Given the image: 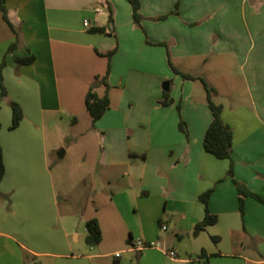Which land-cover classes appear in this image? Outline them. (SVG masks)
Wrapping results in <instances>:
<instances>
[{
    "label": "crops",
    "instance_id": "1",
    "mask_svg": "<svg viewBox=\"0 0 264 264\" xmlns=\"http://www.w3.org/2000/svg\"><path fill=\"white\" fill-rule=\"evenodd\" d=\"M138 2L142 20L135 25L125 0H4L19 34L14 50L0 53L2 83L7 101L20 106L23 118L9 130L8 102L0 104V196L20 211L27 242L1 230L0 239L13 240L33 264H143L168 251L178 264H217L223 257L264 264V0ZM96 27H107L109 35L88 33ZM115 46L107 76L110 107L89 128L101 147L96 162L103 168L89 173L93 208L81 216L63 215L47 146V132L58 125L66 97L55 54L68 48L106 53ZM26 55L34 62L17 66L14 59ZM225 57L238 63L249 95L248 106L215 103L232 132V177L228 160L203 150L212 115L194 67L210 59L218 65ZM164 81L173 100L169 106L160 105ZM97 177L104 183L99 190ZM232 179L262 203L246 198L240 214ZM210 189L207 207L216 223L194 234L204 218L198 196ZM91 218L101 231L97 246L85 243ZM54 224L57 232L51 231ZM138 239L158 248L131 250Z\"/></svg>",
    "mask_w": 264,
    "mask_h": 264
},
{
    "label": "rangeland",
    "instance_id": "2",
    "mask_svg": "<svg viewBox=\"0 0 264 264\" xmlns=\"http://www.w3.org/2000/svg\"><path fill=\"white\" fill-rule=\"evenodd\" d=\"M18 34V27L14 26L12 30L0 19V53H7L8 47L15 42ZM107 35L109 34L104 35V37H107ZM94 55L85 54L73 48L65 49L61 54H55L59 87L62 94L66 95V97L63 99L64 107L62 108L64 112L56 116L58 125L47 132V146L55 191L58 194V203L63 215L67 214L64 212H75L77 216H81L92 210L93 207L90 203L91 184H89L91 177L89 173L92 174L93 171L100 173L103 170L96 162L97 153L101 151V147L89 129L91 119L83 103L84 94L89 87H94V92L98 96H103L104 94V87L100 80L105 74L107 60ZM223 60L218 65L213 59H210L205 65L197 62L194 65L196 67V76L199 79L200 77L201 79L203 78L202 80L207 86L216 91L211 97L214 103H220L224 107L248 106L247 85L243 80L238 63L231 57H225ZM166 82L168 83V81L161 83L160 87L162 90L163 84ZM196 85L203 93L204 90L199 80H196ZM2 102L3 106L7 104L5 100ZM73 120L76 121V125ZM78 136H80L79 140ZM95 183L98 190L104 186L99 177L95 178ZM101 196L102 194L98 196V199ZM0 202L4 203L2 208H0V225L2 223L0 230L6 235L20 238L21 242L26 243V236L22 232L23 220L19 217L20 211L18 209L14 210L4 200H0ZM58 230L57 224L52 225L51 231L57 232ZM82 242L83 239L81 238L80 243ZM238 261L233 258L223 257L217 259V264H238ZM39 262L37 260V263ZM33 263L32 258L22 252L13 240L1 237L0 264ZM57 263L78 264L80 262L60 260ZM47 264H53V261L51 260ZM136 264L139 263L137 262ZM143 264L178 263L171 261L163 254H158L151 257L149 261L144 260Z\"/></svg>",
    "mask_w": 264,
    "mask_h": 264
},
{
    "label": "trees",
    "instance_id": "3",
    "mask_svg": "<svg viewBox=\"0 0 264 264\" xmlns=\"http://www.w3.org/2000/svg\"><path fill=\"white\" fill-rule=\"evenodd\" d=\"M131 7V17L132 21L135 25H139L142 16L139 14V2L138 0H125ZM166 16H162L157 18V20H164ZM0 19L10 28L13 30V26L8 20L7 17V9L5 7L4 0H0ZM112 26V17L111 12L109 10L108 15V21H107V27ZM107 27H96L91 28L88 30V33L90 34H98V35H105ZM147 42V41H146ZM159 46H165V44L160 43ZM17 46V38L15 39V42H13L7 50V53H10L12 50H14ZM116 46L111 49L110 51L106 53H100L96 50L94 51L95 55L101 58H106L107 60V67L105 70V74L103 78L100 80L101 84L104 87V94L103 96H98L94 92V87H89L84 95V107L86 112L88 113L91 122L94 123L97 120H99L102 115L109 109L110 107V101L108 98V90L109 85L107 83V76L110 71V65L109 60L111 56L115 53ZM14 62L17 66H29L34 62V56L27 55L24 57H18L14 59ZM5 63L4 60L0 63V103L1 101H7V94L5 91V88L2 83V75L1 70L4 67ZM176 74L178 73L176 70H174ZM183 79L186 80H195V78L180 74ZM204 89L205 92V99H206V105L208 109L211 112L212 120L207 127L204 137H203V150L213 156L214 158L218 160H228L229 166L227 170V176L232 177V168H233V162L231 160V152H232V132L231 129L227 124L224 123V121L221 118L222 113V106L215 104L211 97L212 94L215 93V90L211 87H208L207 84L202 79H198ZM8 106L11 112V124L9 127V130H14L18 127L19 123L21 122L23 118V113L18 104L12 101H7ZM173 102L172 98L170 97V91H162V99L160 101L161 106H169ZM180 130L185 134V128L183 122L179 123ZM4 176V163H3V156H2V148L0 146V182L2 181V178ZM232 183L236 189L237 195H238V207L239 212L242 214L243 212V201L246 198H252L260 203H262L261 199L251 192L246 186L236 182L234 179H232ZM212 193V190H207L206 192L200 194L198 196V200L200 203H202L204 207V218L201 222L195 225L194 227V234H197L201 231H204L206 227L212 226L216 223V217L208 211V200ZM2 197L0 196V200ZM85 230H86V237H85V243L88 246H97L100 244L102 240L101 231L98 225V222L95 218H91L85 222ZM204 264H207L206 262Z\"/></svg>",
    "mask_w": 264,
    "mask_h": 264
},
{
    "label": "built area",
    "instance_id": "4",
    "mask_svg": "<svg viewBox=\"0 0 264 264\" xmlns=\"http://www.w3.org/2000/svg\"><path fill=\"white\" fill-rule=\"evenodd\" d=\"M84 25H87L86 21H84ZM151 247L158 248V245L155 243H147V242H144V241L138 239L134 242L133 246L131 247V250L142 251L144 249L151 248ZM165 255L171 260L175 259V253L173 251H168L165 253ZM114 257L118 258L119 253H115Z\"/></svg>",
    "mask_w": 264,
    "mask_h": 264
},
{
    "label": "water",
    "instance_id": "5",
    "mask_svg": "<svg viewBox=\"0 0 264 264\" xmlns=\"http://www.w3.org/2000/svg\"><path fill=\"white\" fill-rule=\"evenodd\" d=\"M163 91H168V83L167 82L163 84ZM59 156H61V155L59 154Z\"/></svg>",
    "mask_w": 264,
    "mask_h": 264
}]
</instances>
